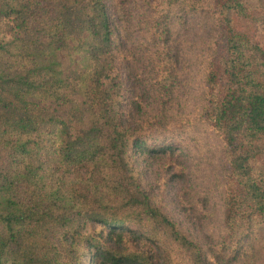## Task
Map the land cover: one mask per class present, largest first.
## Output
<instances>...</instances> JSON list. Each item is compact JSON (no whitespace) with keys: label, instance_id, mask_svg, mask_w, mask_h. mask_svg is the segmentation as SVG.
Here are the masks:
<instances>
[{"label":"trees","instance_id":"16d2710c","mask_svg":"<svg viewBox=\"0 0 264 264\" xmlns=\"http://www.w3.org/2000/svg\"><path fill=\"white\" fill-rule=\"evenodd\" d=\"M116 6L0 0V264H81L89 257L94 264H215L213 248L186 234L135 173L138 152L172 155L182 147L162 116L146 132L127 122L125 105L136 101L123 98L116 65L131 32ZM149 6L143 24L161 103L176 85V35L186 14L205 11L220 28L203 121L223 148V245L234 260L242 243L264 242V0ZM89 223L100 231H88Z\"/></svg>","mask_w":264,"mask_h":264},{"label":"rangeland","instance_id":"374dc122","mask_svg":"<svg viewBox=\"0 0 264 264\" xmlns=\"http://www.w3.org/2000/svg\"><path fill=\"white\" fill-rule=\"evenodd\" d=\"M107 2L117 3L116 9L124 12V24L131 32L127 52L116 65V74L125 90L123 98L136 101L125 105L131 130L146 132L151 125L158 128L156 120L162 116L167 126L179 132L182 147L172 155L138 152L133 163L141 184L153 202L167 211L186 234L213 248L211 258L215 264H261L264 242L242 243L234 260H230L232 249L227 243L223 245L227 234L224 210L228 171L222 144L203 121L208 64L223 46L220 28L205 11L195 17L192 12L186 14L187 23L176 35L180 43L175 64L176 85L168 101L161 103L153 84L157 63L151 46L147 45L149 33L143 24L146 16L153 13L149 0ZM206 2L210 0H201L203 4ZM184 10L190 11V6ZM138 42H144L146 47L137 49ZM125 56L129 64L123 60ZM86 228L91 232L100 231L96 223H89ZM123 243L134 247L131 238L126 237ZM81 264H94V260L89 257Z\"/></svg>","mask_w":264,"mask_h":264}]
</instances>
